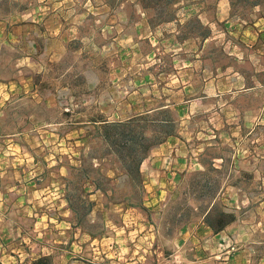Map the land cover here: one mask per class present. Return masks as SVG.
I'll return each instance as SVG.
<instances>
[{
  "label": "rangeland",
  "instance_id": "obj_1",
  "mask_svg": "<svg viewBox=\"0 0 264 264\" xmlns=\"http://www.w3.org/2000/svg\"><path fill=\"white\" fill-rule=\"evenodd\" d=\"M86 1L0 0L8 200L39 172L43 192L65 178L87 235L50 264H264V0H203L209 19H226L212 35L193 17L172 22L195 12L181 11L196 8L189 0ZM144 20L158 26L153 38ZM102 119L128 124L146 156L166 144L168 158L186 160L189 171L172 163L175 176L146 193L144 174L136 183L122 167L139 149L129 156L127 139L111 132L114 147L96 136L102 124L93 122ZM90 182L111 192L85 218ZM128 197L141 205H112ZM212 206L236 219L229 237L203 229ZM5 216L0 246L15 249L7 221H19L16 208ZM8 257L0 254V264Z\"/></svg>",
  "mask_w": 264,
  "mask_h": 264
},
{
  "label": "crops",
  "instance_id": "obj_2",
  "mask_svg": "<svg viewBox=\"0 0 264 264\" xmlns=\"http://www.w3.org/2000/svg\"><path fill=\"white\" fill-rule=\"evenodd\" d=\"M67 1V0H63ZM185 1V0H184ZM183 0H177L172 1L171 0H165V4H169L170 2L174 5L172 6H178L183 5ZM187 1V0H186ZM192 4H195L196 8H192L193 5H184L181 8V11H184V13L191 12V9H195V12H191L192 14L187 15V17L183 19L177 18L174 19L172 22L176 23V25L182 26L183 24L189 22L190 18H194L198 20L200 27L204 28L212 33L216 29V26L219 24L221 26L222 22H224L226 19L219 18L218 13L214 15L213 19H209V11H204L207 6H205V2L203 0H189ZM57 2V1H56ZM86 2L89 3V0ZM136 2V1H134ZM225 0H219L217 3V6L225 5ZM187 3V2H186ZM56 4V3H55ZM102 8H115V5L113 4H103L101 3ZM135 8H142L143 11H145V7L142 5H135ZM190 8V9H189ZM229 8H217V11L219 13H223L224 11H228ZM208 12V13H207ZM185 15V14H183ZM192 15V16H191ZM196 17V18H195ZM226 23V22H225ZM225 23L223 25H225ZM142 26L145 27L148 30V34L145 38H153L149 37L152 35V33L158 28V26H153L150 20H144L142 22ZM7 27V24H1L0 26V33L3 32ZM209 37V36H208ZM213 39V38H211ZM189 40H195L194 38L188 39ZM183 42H187L184 41ZM5 43V41L3 42ZM229 68L222 69L223 74L228 73L227 70ZM229 71L232 73L233 70L229 69ZM216 72H218L216 70ZM232 75H234L232 73ZM7 86H0V98L3 96V89H6ZM10 88V87H9ZM2 108V102L0 99V109ZM1 117V113H0ZM103 120V121H102ZM98 122H93V124H109V122L102 119ZM108 120V118H107ZM114 123V122H113ZM2 136H0V142ZM170 138V137H169ZM169 138L167 139V143L169 141ZM166 144H162L161 148L155 149L152 151L151 154H148L143 161L141 162L139 166V173L144 174V177L146 178V181L143 182L144 186H141L140 189L148 193L150 190H154L156 188H160L164 186L167 178H172L175 176L176 173H174V167L171 166L172 163L176 166V164L179 165L178 173L188 172L187 169V162L186 160L180 159H174L171 160L168 158V148H165ZM180 148V152H181ZM7 151L3 149V146L0 145V209L3 211V213H0L2 221L6 222V216L5 214L8 212L9 207L16 208L17 216L19 221L18 222H12L7 221V224L11 227V241L15 242L17 241V248L10 249L9 246H0V254L4 255L7 253V256H9L8 261L11 264H22L23 261L27 258L29 260L27 261V264L30 261H34L40 257H51V256H62V254H71L73 251V240L80 237L83 238V236H87L86 233H84L82 229V225L80 221L82 220L83 216H80L79 212L77 211V208L74 206L73 201L69 198L67 193V188H65V184H67L68 180L64 178L63 185L59 187H54L51 185V189L47 192H43L46 190L43 186L40 187L41 184V174L40 172L38 174H35L32 176L30 181L23 180V184L17 185L16 188L21 189L20 195L17 196L16 201H9L8 200V194L9 189L8 185L4 183V177L5 174L8 171V159ZM166 155L167 157L163 156ZM159 156V158H157ZM23 162V161H22ZM18 165V164H17ZM37 163L33 164V167H35ZM172 169V172L171 170ZM21 177V176H20ZM115 178V177H113ZM157 183H160L159 186H156ZM163 183V185H162ZM38 184V186H37ZM4 185V186H3ZM143 185V184H142ZM63 186V187H62ZM88 186V192L90 193L92 198H89V201L91 203L89 204L92 208L90 212L86 211V215H84L85 218L88 217V214H94V212L98 211V209H102L104 205V199L106 198V193L111 192L110 190L106 193L101 191L99 187L95 186V183H87ZM3 188V189H2ZM49 194V196H47ZM105 194V195H104ZM88 196V197H90ZM104 197V198H103ZM152 198V196H150ZM148 200V198H145ZM88 204V203H87ZM111 204V203H109ZM128 202L123 199L122 201L116 202V204H112L117 208L118 206H128ZM144 205L145 203L142 202ZM141 205V201L137 204ZM203 218V217H202ZM201 223L203 229L206 231L208 236L211 238L219 237L223 234H225L226 237L230 236V230L231 227L234 226L235 220H232L228 224H226L221 230L214 232L210 227L206 226L202 222ZM22 221V224H21ZM29 224H24V223ZM8 234V232L6 231ZM6 234V235H7ZM8 236L7 238H9ZM3 239V238H1ZM58 243V244H56ZM62 243L66 246H62ZM14 245V244H13ZM13 245H10L11 248ZM69 245V246H68ZM245 247V246H243ZM65 249V250H64ZM81 249V247H80ZM244 249V248H243ZM68 250V252H67ZM241 250V249H240ZM246 250H241L238 253H243ZM237 253V254H238ZM245 253V252H244ZM235 254L234 256H238ZM242 257V255H240ZM23 257V258H21ZM21 258V259H20ZM243 263V262H242ZM25 264V261H24ZM66 264V263H65Z\"/></svg>",
  "mask_w": 264,
  "mask_h": 264
},
{
  "label": "trees",
  "instance_id": "obj_3",
  "mask_svg": "<svg viewBox=\"0 0 264 264\" xmlns=\"http://www.w3.org/2000/svg\"><path fill=\"white\" fill-rule=\"evenodd\" d=\"M129 128L130 126L128 124H123V123L104 124L97 129L96 136L101 137L105 142H109L114 147H118L117 145L118 141L113 139V136L110 134L111 132H114V134H116L122 140L127 139L128 140L127 142L129 143V150H130L129 156H132V153L135 152L136 149H139L140 154H135L137 158L133 160L132 164L125 163L124 166H122L126 173V177L132 180L134 179L136 180V183H138L139 178H141L140 173H139V165L145 158L147 150L149 148L147 146H144L141 143V141L138 140V138H136V135L132 134L133 131L129 130ZM170 133L171 132L168 131L167 135H171ZM138 185H140V183ZM95 186L99 187V185L96 183H95ZM100 190L103 191L102 189ZM129 198L130 197L125 198V200L128 202L127 204L128 206L139 207V205L129 202ZM232 220H234L233 214L225 213L221 210L216 209L214 206L208 209L203 215V223L206 226L210 227L214 232L221 230L226 224H228ZM28 264H50V257H46V256L40 257L34 261H30Z\"/></svg>",
  "mask_w": 264,
  "mask_h": 264
}]
</instances>
